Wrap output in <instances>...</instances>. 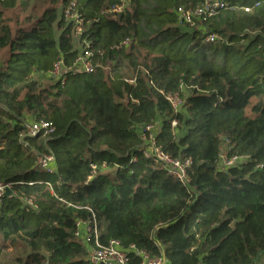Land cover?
Segmentation results:
<instances>
[{
	"label": "trees",
	"instance_id": "obj_1",
	"mask_svg": "<svg viewBox=\"0 0 264 264\" xmlns=\"http://www.w3.org/2000/svg\"><path fill=\"white\" fill-rule=\"evenodd\" d=\"M207 1L0 0V180L11 184L0 264H88L75 232L94 219L100 243L119 241L132 264L140 250L168 264L264 254V0L179 20ZM87 44L94 72L49 76ZM29 120L54 130L26 137ZM148 125L163 152L191 161L186 180L145 156ZM223 145L247 159L223 168ZM44 154L54 173L38 167Z\"/></svg>",
	"mask_w": 264,
	"mask_h": 264
},
{
	"label": "built area",
	"instance_id": "obj_2",
	"mask_svg": "<svg viewBox=\"0 0 264 264\" xmlns=\"http://www.w3.org/2000/svg\"><path fill=\"white\" fill-rule=\"evenodd\" d=\"M223 3L219 0L214 2L207 1L203 6L192 10L180 8L178 10V18L181 22L195 26L198 21H206L213 17L217 13V9L221 7ZM125 3L114 7L112 13H120L124 10ZM249 11V8L245 9ZM218 37L216 35H208L207 41L214 42ZM125 43H128L126 41ZM92 52L86 48L79 54L73 66L66 67L63 61L55 63L53 69L48 73L56 81L64 83L66 75L68 73H92L95 70V65L92 61ZM133 83L134 80H129ZM167 100L173 106L175 110H178L182 106V99L178 93H169L166 96ZM176 125V122H173ZM54 130L52 123L48 121L29 120L24 122V135L26 137H36L41 133H49ZM155 125H148L145 131L149 133V137L145 136L147 148L145 149V156L147 158H153L158 164H162L169 175L184 181L187 178V168L191 161L186 159L185 161L179 159H173L170 155L163 152L155 143ZM247 157L233 156L228 157L226 151H222L220 155V165L223 168L232 167L238 165L241 161L246 160ZM54 157L52 154H44L39 156L37 165L40 169L54 173ZM11 190V184L0 180V201L7 195V191ZM30 204H32L30 202ZM77 238L88 243L90 245L89 254L87 258L88 264H132L129 251L124 249L119 241L111 240L107 245H102L99 241V231L96 219L92 222L79 221L77 223V230L75 232ZM92 243V244H91ZM135 249V247H132ZM140 256V264H165V259L162 256H152L150 253L144 250L138 251Z\"/></svg>",
	"mask_w": 264,
	"mask_h": 264
},
{
	"label": "crops",
	"instance_id": "obj_3",
	"mask_svg": "<svg viewBox=\"0 0 264 264\" xmlns=\"http://www.w3.org/2000/svg\"><path fill=\"white\" fill-rule=\"evenodd\" d=\"M168 264V263H165ZM256 264H264V254L257 260Z\"/></svg>",
	"mask_w": 264,
	"mask_h": 264
},
{
	"label": "rangeland",
	"instance_id": "obj_4",
	"mask_svg": "<svg viewBox=\"0 0 264 264\" xmlns=\"http://www.w3.org/2000/svg\"><path fill=\"white\" fill-rule=\"evenodd\" d=\"M76 42H77V37H76ZM42 80L46 81V80H48V79L43 77V79H42ZM222 150H223V151H225V150H226V146H225V145H223V147H222Z\"/></svg>",
	"mask_w": 264,
	"mask_h": 264
},
{
	"label": "water",
	"instance_id": "obj_5",
	"mask_svg": "<svg viewBox=\"0 0 264 264\" xmlns=\"http://www.w3.org/2000/svg\"><path fill=\"white\" fill-rule=\"evenodd\" d=\"M10 193H11V190H8V191H7V195H9Z\"/></svg>",
	"mask_w": 264,
	"mask_h": 264
}]
</instances>
